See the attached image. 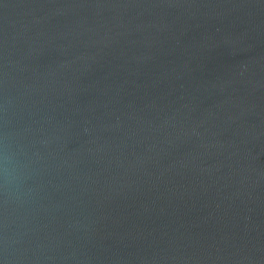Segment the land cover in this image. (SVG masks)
I'll return each instance as SVG.
<instances>
[{"label": "water", "instance_id": "water-1", "mask_svg": "<svg viewBox=\"0 0 264 264\" xmlns=\"http://www.w3.org/2000/svg\"><path fill=\"white\" fill-rule=\"evenodd\" d=\"M0 264H264V0H0Z\"/></svg>", "mask_w": 264, "mask_h": 264}, {"label": "clouds", "instance_id": "clouds-1", "mask_svg": "<svg viewBox=\"0 0 264 264\" xmlns=\"http://www.w3.org/2000/svg\"><path fill=\"white\" fill-rule=\"evenodd\" d=\"M15 170L14 158L9 153L7 146H5L3 153H0V179L3 180L7 187L17 179Z\"/></svg>", "mask_w": 264, "mask_h": 264}]
</instances>
